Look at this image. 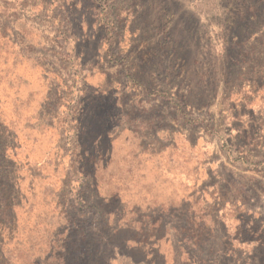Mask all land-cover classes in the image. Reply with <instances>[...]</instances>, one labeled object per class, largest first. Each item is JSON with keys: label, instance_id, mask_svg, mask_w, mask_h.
<instances>
[{"label": "rangeland", "instance_id": "374dc122", "mask_svg": "<svg viewBox=\"0 0 264 264\" xmlns=\"http://www.w3.org/2000/svg\"><path fill=\"white\" fill-rule=\"evenodd\" d=\"M0 264H264V0H0Z\"/></svg>", "mask_w": 264, "mask_h": 264}]
</instances>
